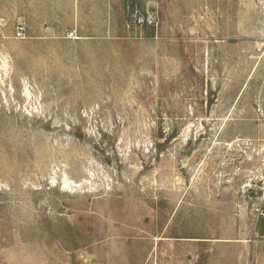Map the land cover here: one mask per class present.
<instances>
[{"label":"rangeland","instance_id":"obj_1","mask_svg":"<svg viewBox=\"0 0 264 264\" xmlns=\"http://www.w3.org/2000/svg\"><path fill=\"white\" fill-rule=\"evenodd\" d=\"M73 4L0 0V264H264V0Z\"/></svg>","mask_w":264,"mask_h":264},{"label":"built area","instance_id":"obj_2","mask_svg":"<svg viewBox=\"0 0 264 264\" xmlns=\"http://www.w3.org/2000/svg\"><path fill=\"white\" fill-rule=\"evenodd\" d=\"M136 21L139 24H148V25H153L155 24L154 17L151 13H146L145 15L141 16H136ZM25 28L23 26V23H18L15 28V33L17 37H23L24 35ZM260 206L264 207V190L260 194Z\"/></svg>","mask_w":264,"mask_h":264},{"label":"crops","instance_id":"obj_3","mask_svg":"<svg viewBox=\"0 0 264 264\" xmlns=\"http://www.w3.org/2000/svg\"><path fill=\"white\" fill-rule=\"evenodd\" d=\"M73 1V0H72ZM96 2H108L109 4V7H110V12L112 11V3H113V0H94ZM82 3H83V0H74V9L75 10H85L83 9L82 7ZM72 9V8H71ZM96 10H99V11H103L104 8L103 7H100V8H97ZM41 32L42 33H52V32H56V30H53V29H50L49 26H45L44 25V16L41 17ZM86 32V31H84Z\"/></svg>","mask_w":264,"mask_h":264},{"label":"bare ground","instance_id":"obj_4","mask_svg":"<svg viewBox=\"0 0 264 264\" xmlns=\"http://www.w3.org/2000/svg\"><path fill=\"white\" fill-rule=\"evenodd\" d=\"M3 64H4V62H3ZM5 65V64H4ZM2 80V79H1ZM24 88H25V91H26V93H29V89H28V87L25 85L24 86Z\"/></svg>","mask_w":264,"mask_h":264}]
</instances>
